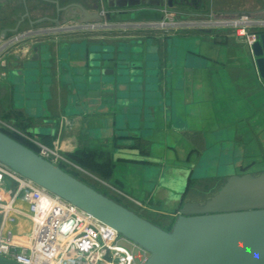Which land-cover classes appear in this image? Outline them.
<instances>
[{
	"label": "crops",
	"instance_id": "1",
	"mask_svg": "<svg viewBox=\"0 0 264 264\" xmlns=\"http://www.w3.org/2000/svg\"><path fill=\"white\" fill-rule=\"evenodd\" d=\"M96 1L98 7H91ZM112 1L83 2L100 16L87 22L67 11L61 23L72 26L64 32L32 30L35 23L28 20L30 29L4 54L0 119L79 160L90 181L168 229L182 203L209 198L192 181L223 184L233 175L264 171V80L250 47L229 29L177 25L128 43L125 38L139 32L107 30V23L159 21L165 10L176 11L167 0ZM209 6L223 16H264V0L257 10ZM209 8L192 9L200 18ZM34 46L43 51L31 61ZM94 53L103 67L141 62L140 81L117 74L114 84L89 80ZM34 62L40 76L27 71ZM21 220L11 227L24 232Z\"/></svg>",
	"mask_w": 264,
	"mask_h": 264
},
{
	"label": "water",
	"instance_id": "2",
	"mask_svg": "<svg viewBox=\"0 0 264 264\" xmlns=\"http://www.w3.org/2000/svg\"><path fill=\"white\" fill-rule=\"evenodd\" d=\"M167 1L169 6L173 5L172 0ZM52 2L56 17L49 20L56 24L60 23V12L68 9L82 22L100 17L79 3L60 7L58 1ZM110 16L111 13H105L107 20ZM25 18L31 25L41 20H31L26 9L15 27L1 30L0 36L17 32ZM250 49L259 77L264 80V32ZM41 51V46H34L29 60H39ZM128 62L126 67L117 69L103 67L99 54H90L89 80L99 82L102 78L105 83L117 74L130 75L132 82L140 81L141 62ZM0 163L113 228L148 254L143 264H264V171L230 176L202 203H182L171 227L164 229L1 130ZM0 264L19 263L0 257Z\"/></svg>",
	"mask_w": 264,
	"mask_h": 264
},
{
	"label": "built area",
	"instance_id": "3",
	"mask_svg": "<svg viewBox=\"0 0 264 264\" xmlns=\"http://www.w3.org/2000/svg\"><path fill=\"white\" fill-rule=\"evenodd\" d=\"M166 12L164 15L169 13ZM206 15L196 18L195 22L187 19L176 25L203 30L229 29L234 37L244 40L249 47L264 32V16H223L210 12ZM159 24L166 26L168 23L163 20ZM23 37L24 34L1 38L0 66L4 64L8 46ZM0 130L28 140L36 146L38 155L53 164H64L86 173L58 149L2 119ZM111 189L120 195L119 190ZM21 218L29 222L28 231H15L11 227ZM0 257L19 264H143L148 254L110 226L0 163Z\"/></svg>",
	"mask_w": 264,
	"mask_h": 264
},
{
	"label": "rangeland",
	"instance_id": "4",
	"mask_svg": "<svg viewBox=\"0 0 264 264\" xmlns=\"http://www.w3.org/2000/svg\"><path fill=\"white\" fill-rule=\"evenodd\" d=\"M46 1H51V2L52 1H58V3H60L59 0H46ZM85 1H87V0H66V1H63L61 4H59V6L60 7H65V6H67V5L71 4V3L82 4ZM101 1L102 0H100V2ZM110 1H112V0H110ZM116 1L117 2H124L126 0H116ZM135 1H139V0H135ZM204 1H205V5H206L207 8L210 7L209 3H212V5H214V6H220V7L223 6L224 10L225 9H229V10L239 9L240 10V9H249V8H250V10L251 9L257 10L262 5V0H204ZM87 2H88V5H90V6L92 5V4L89 3V1H87ZM1 3L2 4L0 5L1 6V9H0V31L5 29V28H14L16 23L19 21L20 17L25 13L26 9H27V11L29 13V18L32 19L33 21L41 19V18H44V19H41L40 21H38L33 26L32 30L39 31V30L52 29V30H55L57 32H64V31H68L69 27L72 26V23H70V22L69 23L68 22H66V23L62 22L61 23V19H60V24H56V23H53V22H49V23L45 22L46 18L54 19L56 17L55 5L48 6L49 10L47 12H44L43 9L40 8V7H44V4L40 3V1H37V0H16L14 3H11V4L9 2L8 3L1 2ZM22 4H24V5H22ZM91 7L97 8L98 7L97 1L94 2V5H92ZM173 9H178V8L174 7ZM210 9H211V7L209 8V12L211 13ZM68 10H70V9H68ZM181 11L182 12H177V11L174 12V11L169 10V11L166 12V10H165L166 13H168V12L169 13L165 14V16H166V17H164L165 19L162 18V20H159V21H151V20L149 21L148 20V21H143V22L142 21L141 22H132L131 20H127V21H124V22L107 23L106 27H107V30L108 29H111V30H113V29L119 30L120 29L122 31L126 30L127 32H124V33H129L130 30L135 32V33L139 32V33H136L137 36L133 35V36L129 37L130 39L129 38H125L126 39L125 41H127L129 43L130 40L135 39V38H139L140 40H143L144 39L143 37L146 34L150 35V34H152V32H155V33L162 32L163 33V30H165V32H166V31L169 30V28H177L176 24H179V23L183 22V19L178 17L180 15H185V16H188V17L190 16L189 18L186 17V18H188L190 20L188 22H195L197 20L196 19L197 18L196 15L199 12L196 13V12H194L193 9H190V8H188L186 6L183 7L181 9ZM66 13H67V11L61 12V14H60L61 18L65 17ZM206 13H208V12H206ZM206 13H205V16H208V15H206ZM168 18L170 20H167ZM5 19L9 21L6 24L3 23V20H5ZM163 19H164V22L168 23L166 26H161L159 24V23H161L163 21ZM184 20L187 21V19H184ZM10 21H12V22H10ZM187 27H191V26H187ZM91 28H94V27H92V26L87 27V29H91ZM29 29L30 28H29L28 21L25 20L22 23H20L18 31L15 32V33H12L10 36H12L13 34L16 35V36H18L20 34H24V32L28 31ZM143 29H144V31H143ZM147 29H150V30H147ZM223 30H227V29H223ZM107 32H110V31H107ZM125 36H128V35H125ZM6 37H1L0 36V40H1V38H5L6 39ZM178 42H176V43H178ZM49 54L50 53L49 52L47 53L46 50H45L44 56L45 57L49 56ZM138 56H140V55L138 54L137 57ZM131 61H133V60H130V62ZM37 65H38L37 62H34L33 64L32 63L31 64H27V71H29V72L33 71L37 76H40L39 71L36 70ZM1 68L2 67L0 66V81L3 78L4 74L6 73L4 70H2L3 68L2 69ZM43 73H44V78L45 77L49 78V76H47L48 74H50L48 70L43 68ZM84 73H85V71H82L78 75L83 77ZM161 75H163V69H161ZM127 76L130 77V75H127ZM114 78L115 77H113L112 81L111 80H106L105 83L114 84ZM12 79H14V78L12 77ZM101 79L99 80V82L103 83L104 81H102ZM99 182L102 183L103 181L102 182L99 181ZM112 191L115 192L113 189H112ZM116 194H118V193H116ZM139 215L144 217L143 214H139ZM146 219L149 220V218H146ZM149 221H151V220H149ZM19 223L23 225V228L26 231H28L29 222H26L25 220L24 221L21 220V222H19ZM13 229H15V231H16L17 228H13Z\"/></svg>",
	"mask_w": 264,
	"mask_h": 264
},
{
	"label": "trees",
	"instance_id": "5",
	"mask_svg": "<svg viewBox=\"0 0 264 264\" xmlns=\"http://www.w3.org/2000/svg\"><path fill=\"white\" fill-rule=\"evenodd\" d=\"M16 0H0V5L2 4L1 2H4V3H14ZM37 1H40V3H43L44 4V7H40L41 9H43V11L44 12H47L48 10H49V7L48 6H53V5H55L54 3H52L51 1H46V0H37ZM63 1H66V0H59V4H61ZM87 1H89V2H91V1H93V0H87ZM87 1H85V2H87ZM22 5H24V4H22ZM0 9H1V6H0ZM192 9V8H191ZM41 19H44V18H41ZM25 20H27L28 21V19L27 18H25L24 19V21ZM32 20V19H31ZM44 21V20H43ZM7 22H9L8 20H3V23H7ZM10 22H12V21H10ZM45 22H51L50 20H49V18H46L45 19ZM37 23V22H36ZM35 23V24H36ZM12 33H9V34H7V35H11ZM3 132H5L6 134H8L9 136H11L12 138H14V139H16L17 141H19L20 143H22V144H24L25 146H27V147H29L30 149H32V150H34L35 152H37V148H36V146L34 145V144H32L31 142H29L28 140H26V139H24V138H22V137H20V136H18V135H15V134H13V133H10V132H7V131H5V130H2ZM23 133H25V132H23ZM26 134V133H25ZM28 135H30V134H28ZM30 136H32V135H30ZM34 137V136H33ZM40 140V139H39ZM41 141V140H40ZM43 142V141H42ZM48 145V144H47ZM66 158L68 159V160H70L71 162H73L74 164H76L77 166H79L80 168H82V169H84L83 168V165L81 164V162H79V160H77V161H74L73 159H71V158H69L68 156H66ZM60 167L63 169V170H65V171H67L68 173H70V174H72L73 176H75V177H77V178H79L80 180H82L83 182H85V183H87V184H89V185H91L92 187H94L95 189H97V190H99L100 192H102V193H104V194H106V195H108L109 197H111V198H113L114 200H116V201H118L119 203H121L120 202V198H118V197H116V196H113V195H111L110 193H108V191L107 190H105V189H103L102 187H100V186H98L97 185V183H95V182H92V181H90L86 176H84L85 174H83L82 172H80V171H78V170H76V169H73V168H68L67 166H65L64 164H60ZM192 183H193V185H198L199 187H203V190H205L207 193H210V195L208 196V197H210V196H212L220 187H221V185H222V182H217V181H203V182H200V181H192ZM122 204V203H121Z\"/></svg>",
	"mask_w": 264,
	"mask_h": 264
},
{
	"label": "flooded vegetation",
	"instance_id": "6",
	"mask_svg": "<svg viewBox=\"0 0 264 264\" xmlns=\"http://www.w3.org/2000/svg\"><path fill=\"white\" fill-rule=\"evenodd\" d=\"M173 5L171 7H177L178 9H175L177 12H182L181 9L183 7H188V8H201L205 6V1L204 0H172ZM168 5V1L165 2ZM61 14V12H60ZM59 14V16H60Z\"/></svg>",
	"mask_w": 264,
	"mask_h": 264
}]
</instances>
